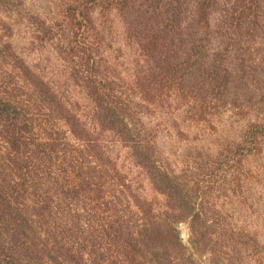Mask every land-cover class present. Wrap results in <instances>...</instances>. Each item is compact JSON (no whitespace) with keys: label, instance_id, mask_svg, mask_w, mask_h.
<instances>
[{"label":"trees","instance_id":"trees-1","mask_svg":"<svg viewBox=\"0 0 264 264\" xmlns=\"http://www.w3.org/2000/svg\"><path fill=\"white\" fill-rule=\"evenodd\" d=\"M0 264H264V0H0Z\"/></svg>","mask_w":264,"mask_h":264},{"label":"rangeland","instance_id":"rangeland-1","mask_svg":"<svg viewBox=\"0 0 264 264\" xmlns=\"http://www.w3.org/2000/svg\"><path fill=\"white\" fill-rule=\"evenodd\" d=\"M180 233H181V237L183 238V241H187L188 239V229L187 226L184 224H181L179 227Z\"/></svg>","mask_w":264,"mask_h":264}]
</instances>
